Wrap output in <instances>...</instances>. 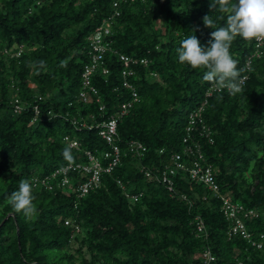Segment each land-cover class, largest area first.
<instances>
[{"label":"trees","instance_id":"16d2710c","mask_svg":"<svg viewBox=\"0 0 264 264\" xmlns=\"http://www.w3.org/2000/svg\"><path fill=\"white\" fill-rule=\"evenodd\" d=\"M113 1L0 0V50L25 48L21 56L0 55V264H89L86 257L76 263L66 254L77 232L83 233L82 240L100 264H196L208 246L217 257L213 264H264V251L243 238L228 237L220 200L201 183L181 174L176 194L171 193L146 178L130 153L83 198L74 190L33 188L35 214L26 217L11 206V194L21 180L31 182L34 175L85 161L86 149L95 153L108 149L97 127L81 128L72 119L95 113L100 120L131 96L122 86L123 63L108 52L109 73L95 76L106 109L100 111L99 103L79 98L81 73L89 61L87 37L113 12ZM211 3L214 0H138L121 5L111 36L113 49L150 60L148 66H135L137 72L130 79L140 100L118 125L124 150L133 139L148 147L143 164L162 166L170 162L172 152L181 151L188 115L211 85L203 80L206 69L180 63L177 53L190 35L205 49L210 47L215 29L204 25L205 16L216 27L226 26V14L218 5L212 9ZM161 19L164 29L156 27ZM254 49L255 40L237 37L232 42L230 54L238 61V70L245 68ZM248 73L242 93L225 91L209 98L205 119L214 131V142L200 141L223 192L264 211V55L254 59ZM16 97L26 101L19 113L13 110ZM65 135L80 140L82 149L70 148ZM65 148L72 159L64 157ZM117 179L131 192H143L141 200L131 203ZM181 192L188 194L190 203ZM196 215L205 220L206 239L196 234ZM67 217L76 219L78 231L65 225ZM246 221L254 234L264 232V215Z\"/></svg>","mask_w":264,"mask_h":264},{"label":"built area","instance_id":"2783aa9c","mask_svg":"<svg viewBox=\"0 0 264 264\" xmlns=\"http://www.w3.org/2000/svg\"><path fill=\"white\" fill-rule=\"evenodd\" d=\"M138 0H114L112 2V13L105 17L87 37V53L89 61L85 64L81 73V88L79 98L87 103H99V110L106 109L102 102L100 91L95 84V76L101 71L103 74L109 73L106 56L108 52H114L118 55L119 60L123 63L121 70L122 86L130 91V98L122 102L118 108L110 116H105L98 120L95 113H91L87 119L84 117H74L73 123L81 128L93 129L98 128L99 135L108 144V149L97 153L92 150H84L86 155L85 161L70 162L55 169L51 173L34 175L31 183L34 189L38 190H62L69 192L74 190L78 198H83L92 190L103 184V175L111 174L122 163L123 156L130 153L137 160L139 170L146 178L155 180L163 185L171 192L176 194L177 176L183 174L187 176L191 182L201 183L210 194L220 200V208L228 222L227 234L229 238H243L256 249L264 251V232L254 234L247 225V219L257 218L264 215V211L246 207L244 204L233 200L226 195L217 179V170L209 161L203 150V144L200 138H205L213 143L214 131L206 122L205 111L209 104V98L214 93L227 91L218 90L211 85L205 92V98L201 104L193 109L188 115V123L186 126V135L182 140L181 151H174L170 154L169 163L162 166L146 165L142 163L148 151V147L140 140H130L126 146V150L119 144L118 125L123 116H125L132 106L140 100V95L136 85L131 81V77L136 74L135 66L141 64L148 66L150 60L148 58H139L113 49L112 33L115 22L121 16V5L128 2H137ZM145 1V0H142ZM25 51L24 46L17 48L13 52L11 48H4L1 53L5 56H21ZM264 55V41L255 40V49L252 55L247 59L245 68L247 73L242 76L247 77L242 87L246 84L249 73L253 70V61ZM154 75V74H153ZM156 75V74H155ZM42 96L38 97V101H42ZM13 110L19 113L26 101L19 97L13 99ZM36 114H40L39 103L35 105ZM63 140L70 148L82 149V142L77 139L65 135ZM161 153L164 150H160ZM117 183L121 186L124 194L131 203L139 202L143 196V192H131L129 187L121 180L117 179ZM182 196L189 203L188 194L181 192ZM206 198V195L203 196ZM65 225L71 226L78 231L80 225L76 219L67 217L64 219ZM196 234L201 238H208L209 232L205 220L201 215L194 217ZM199 262L196 264H213L217 257L210 246L205 247L200 253ZM239 264H243L239 261Z\"/></svg>","mask_w":264,"mask_h":264},{"label":"clouds","instance_id":"9594fccd","mask_svg":"<svg viewBox=\"0 0 264 264\" xmlns=\"http://www.w3.org/2000/svg\"><path fill=\"white\" fill-rule=\"evenodd\" d=\"M219 6V11L226 14V26L216 27V22L210 17H204V25L215 29L212 32L210 47L201 46L195 35L187 36L177 49L179 62L193 69L204 68L203 80L210 82L218 90L227 89L230 95L244 91L242 85L247 79L241 76L246 68H237L238 61L230 54L232 42L241 37L245 41H264V0H214L211 8ZM43 67L44 62H39ZM61 66L63 62H61ZM63 155L72 159L70 149L65 148ZM33 184L29 180H21L19 189L11 194V206L16 212L26 217L35 214Z\"/></svg>","mask_w":264,"mask_h":264},{"label":"rangeland","instance_id":"374dc122","mask_svg":"<svg viewBox=\"0 0 264 264\" xmlns=\"http://www.w3.org/2000/svg\"><path fill=\"white\" fill-rule=\"evenodd\" d=\"M156 27L157 28L159 27L162 29L165 28V26L163 24V19L158 20L156 22ZM31 85L36 86V85H34V83H31ZM262 156H263V154H262ZM247 176L249 177V173H247ZM75 235L77 237L73 238L70 245L67 247V249H65L67 251L66 254L67 255H73L74 256L73 259L75 260L76 263H80L82 261V259L86 257L88 259V261L90 262L89 264H100L98 261H95L93 259L92 255H91V251L89 250L87 243L82 240L83 233L77 232V233H75Z\"/></svg>","mask_w":264,"mask_h":264}]
</instances>
